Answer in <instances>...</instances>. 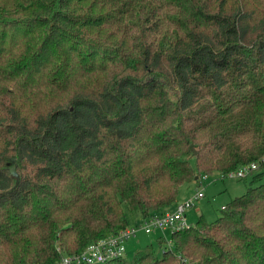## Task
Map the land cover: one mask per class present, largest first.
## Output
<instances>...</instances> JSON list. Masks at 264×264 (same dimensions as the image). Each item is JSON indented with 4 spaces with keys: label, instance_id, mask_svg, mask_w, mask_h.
Instances as JSON below:
<instances>
[{
    "label": "trees",
    "instance_id": "trees-1",
    "mask_svg": "<svg viewBox=\"0 0 264 264\" xmlns=\"http://www.w3.org/2000/svg\"><path fill=\"white\" fill-rule=\"evenodd\" d=\"M252 163L215 220L104 264H264V0H0V264H53Z\"/></svg>",
    "mask_w": 264,
    "mask_h": 264
},
{
    "label": "built area",
    "instance_id": "built-area-1",
    "mask_svg": "<svg viewBox=\"0 0 264 264\" xmlns=\"http://www.w3.org/2000/svg\"><path fill=\"white\" fill-rule=\"evenodd\" d=\"M257 169V164L252 163L244 165L238 169L220 174L221 178L243 179ZM208 175L203 174L200 181L206 179ZM204 197L203 191L197 192L182 201H178L176 207L163 215L151 217L142 220L136 226H127L118 233L102 238L97 242L90 244L82 252L76 254H64L59 261L53 264H104L107 261L120 257L126 253V240L135 237L139 230H166L181 229L189 226L187 211L196 207V203ZM225 208V206H223Z\"/></svg>",
    "mask_w": 264,
    "mask_h": 264
},
{
    "label": "rangeland",
    "instance_id": "rangeland-1",
    "mask_svg": "<svg viewBox=\"0 0 264 264\" xmlns=\"http://www.w3.org/2000/svg\"><path fill=\"white\" fill-rule=\"evenodd\" d=\"M250 184V178H221L219 172H214L206 179L201 180L199 184L195 180L184 183L179 190L178 199L189 197L197 190L202 189L204 197L196 203V207L187 211V219L195 224L198 217L203 214L208 221H213L222 214L221 206L245 193ZM160 231L162 230L155 229L150 232L139 230L135 237L126 240L125 257L132 259L137 251L145 250L151 246L157 254H161L158 237H164L170 245L172 242L171 230L166 231L164 235H161Z\"/></svg>",
    "mask_w": 264,
    "mask_h": 264
},
{
    "label": "crops",
    "instance_id": "crops-1",
    "mask_svg": "<svg viewBox=\"0 0 264 264\" xmlns=\"http://www.w3.org/2000/svg\"><path fill=\"white\" fill-rule=\"evenodd\" d=\"M185 198H187V197H184L183 199H178V201L184 200ZM131 223H133V222H131ZM168 230L169 229L160 231L161 232V235H164L165 232L168 231Z\"/></svg>",
    "mask_w": 264,
    "mask_h": 264
}]
</instances>
